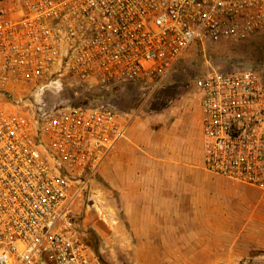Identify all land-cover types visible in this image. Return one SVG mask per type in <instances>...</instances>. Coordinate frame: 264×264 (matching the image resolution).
Masks as SVG:
<instances>
[{
  "label": "built area",
  "instance_id": "obj_1",
  "mask_svg": "<svg viewBox=\"0 0 264 264\" xmlns=\"http://www.w3.org/2000/svg\"><path fill=\"white\" fill-rule=\"evenodd\" d=\"M261 33L264 0H0V264H98L94 182L132 120L104 97L152 95L191 45ZM194 86L206 170L264 193L261 78L211 69ZM67 88L100 99L45 101Z\"/></svg>",
  "mask_w": 264,
  "mask_h": 264
},
{
  "label": "crops",
  "instance_id": "obj_2",
  "mask_svg": "<svg viewBox=\"0 0 264 264\" xmlns=\"http://www.w3.org/2000/svg\"><path fill=\"white\" fill-rule=\"evenodd\" d=\"M106 161L97 175L111 172L120 228H128L148 264L196 258L200 220H208L219 201L254 213L258 223L264 214L263 192L206 170L197 90L173 99L158 117L132 122Z\"/></svg>",
  "mask_w": 264,
  "mask_h": 264
},
{
  "label": "rangeland",
  "instance_id": "obj_3",
  "mask_svg": "<svg viewBox=\"0 0 264 264\" xmlns=\"http://www.w3.org/2000/svg\"><path fill=\"white\" fill-rule=\"evenodd\" d=\"M246 68L253 69L264 83V33L239 42L223 41L203 49L193 44L152 95L143 96L137 85L125 84L108 93L104 101L127 113L132 118L131 123L148 116L158 117L173 99L184 93L192 95L196 91L195 79L204 72L213 69L233 73ZM92 96L78 99L74 97L73 90L67 88L57 96H48L45 101L71 100L79 104L100 99ZM110 175L111 172L105 171L97 175L94 182L103 200L104 209L101 208V212L106 214L105 219L95 208H90L85 222L88 230L86 237L91 239L92 247L96 249L94 257L98 264H148L138 252L140 244L128 236V228H120L118 219L122 217V212ZM225 206L219 201L216 209L210 211L208 220H200V243L193 246L195 249L198 247V256L179 259L173 264H264V214L259 219V225L254 213L244 215ZM205 222L209 223L204 225ZM184 246L186 249L190 247L186 243Z\"/></svg>",
  "mask_w": 264,
  "mask_h": 264
},
{
  "label": "trees",
  "instance_id": "obj_4",
  "mask_svg": "<svg viewBox=\"0 0 264 264\" xmlns=\"http://www.w3.org/2000/svg\"><path fill=\"white\" fill-rule=\"evenodd\" d=\"M88 97H92L93 98V96L92 95H87ZM84 241L92 248V251H93V253H95V247H94V249H93V247H92V244H91V239H88L87 237L84 239Z\"/></svg>",
  "mask_w": 264,
  "mask_h": 264
}]
</instances>
